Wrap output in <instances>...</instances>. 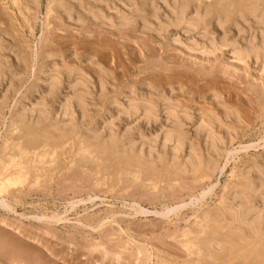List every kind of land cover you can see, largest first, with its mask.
Returning a JSON list of instances; mask_svg holds the SVG:
<instances>
[{
	"label": "rangeland",
	"instance_id": "rangeland-1",
	"mask_svg": "<svg viewBox=\"0 0 264 264\" xmlns=\"http://www.w3.org/2000/svg\"><path fill=\"white\" fill-rule=\"evenodd\" d=\"M184 1L0 0V172L28 176L0 194V264H264V231L234 211L247 171H264L262 61L244 66L232 45L201 52L203 29L169 13L207 12L209 37L259 47L264 0ZM42 103L52 111L39 121ZM176 124L206 156V133L221 135L215 172L171 164L174 142L162 153Z\"/></svg>",
	"mask_w": 264,
	"mask_h": 264
},
{
	"label": "bare ground",
	"instance_id": "bare-ground-1",
	"mask_svg": "<svg viewBox=\"0 0 264 264\" xmlns=\"http://www.w3.org/2000/svg\"><path fill=\"white\" fill-rule=\"evenodd\" d=\"M177 1V0H176ZM184 1V0H183ZM215 1V0H214ZM232 1V0H231ZM244 1V0H243ZM250 1V0H249ZM185 2V1H184ZM247 2V1H246ZM254 2V1H253ZM240 3V2H239ZM257 3V2H256ZM144 4V3H143ZM184 4V3H183ZM191 4H192V2H191ZM244 5H245V3H243ZM177 5V4H176ZM197 5V4H196ZM243 5V6H244ZM247 3H246V6L245 7H247ZM253 5V4H252ZM255 5V4H254ZM188 6V5H187ZM198 6H199V4H198ZM197 6V7H198ZM227 6V5H226ZM237 6V5H236ZM191 7V6H190ZM242 7V6H241ZM171 8V7H170ZM224 8V7H223ZM227 8V7H226ZM240 8V7H239ZM244 8V7H243ZM195 9V8H194ZM206 9H209V8H206ZM227 9H229V8H227ZM233 9V8H232ZM196 10V9H195ZM194 10V11H195ZM226 10V9H225ZM242 10V9H241ZM240 10V11H241ZM255 10V9H254ZM172 12H169V13H172L171 15L174 17V19H175V21L174 22H176L177 23V25L178 26H180V24L182 25L183 23H184V25L186 24L187 26H188V29H190V28H192V30H195V29H203L202 31H203V34H202V36L204 37V38H206L207 39V42H208V44L205 46H203L201 49H199V50H201V52H209L210 54L213 52L214 53V51H216V50H218L219 48L220 49H223V48H227V47H230L231 48V45H232V48H233V53L235 54V56L237 57V59H239L240 61L242 60V62H243V64H244V66L245 65H248L249 64V61L252 59V58H254V61H262V69H263V72H264V46L263 45H261V46H259V47H256L253 43H251V42H253L252 41V39H251V42H249V45H247L245 48L244 47H242L241 45H239V43L237 42V40H235L236 39V37L233 39V41L232 42H228V36L226 35V34H222V35H224L222 38L221 37H218V38H221V40H220V43L218 42V40H216L215 39V35L214 36H211V34H210V37L208 36V33H209V31H208V24H210V21H208L210 18H208V20H207V15L206 14H208L207 12H206V14L204 13V14H199L200 12V10H197L196 11V13H195V15H190V18H188V19H186V13H187V9H186V7H184V6H181V8H179V9H177V7H176V9H173V10H171ZM214 11V10H213ZM215 11H216V9H215ZM218 11H219V8H218ZM227 11V10H226ZM229 11V10H228ZM239 11V10H238ZM217 12V11H216ZM222 12V11H221ZM230 12H232V11H230ZM210 13V12H209ZM215 13V12H214ZM219 13V12H218ZM225 14H226V12H224ZM234 13V12H233ZM241 13V12H240ZM262 13H264V12H262ZM212 14V13H211ZM216 14V13H215ZM221 14V13H220ZM224 14V15H225ZM231 14V13H230ZM213 15V14H212ZM223 15V16H224ZM214 16H216V15H214ZM221 16V15H220ZM219 16V18L221 19V17ZM227 16V15H226ZM232 16V15H231ZM260 16V15H259ZM211 17V16H210ZM245 17V16H244ZM251 17V16H250ZM264 17V16H263ZM172 18V17H171ZM216 18H218V16L216 17ZM231 18V17H230ZM254 18H257L256 17V15H255V17ZM219 19V20H220ZM224 19H227V18H224ZM243 20H245L244 18H242ZM242 19H241V22H242ZM259 19H262V17L260 18H258V20ZM188 20V21H187ZM218 20V21H219ZM236 20V19H235ZM240 20V19H239ZM255 20V19H254ZM264 20V19H263ZM217 21V20H216ZM227 21H229V19H227ZM238 22V21H237ZM259 22V21H258ZM257 22V23H258ZM176 23H175V25H176ZM243 23V22H242ZM246 23V22H245ZM260 23H263V25H264V22H260ZM260 23H259V25L258 26H260ZM172 24V23H171ZM185 25V26H186ZM223 25V24H222ZM183 26V25H182ZM186 26V27H187ZM210 26V25H209ZM221 26V25H220ZM260 28V27H259ZM264 28V27H263ZM224 29V28H223ZM223 29H222V31H223ZM229 29V28H228ZM264 30V29H263ZM201 31V32H202ZM241 31V30H240ZM190 32V31H189ZM188 32V33H189ZM194 32V31H193ZM224 32V31H223ZM239 32V31H238ZM191 33V32H190ZM243 34H245V32H242ZM241 33V34H242ZM260 33L262 34L263 32H261L260 31ZM238 34V33H237ZM240 34V35H241ZM229 35V34H228ZM260 35V34H259ZM201 36V35H200ZM264 36V35H263ZM262 36V37H263ZM262 37H260V38H262ZM237 38H238V36H237ZM263 39V38H262ZM249 40V39H248ZM192 41V40H191ZM217 41V42H216ZM241 42V41H240ZM243 42V41H242ZM193 43V45H194V43H196V42H192ZM219 43V44H218ZM263 42H261V44H262ZM1 45V44H0ZM196 46H194L196 49L197 48H200V47H197V44H195ZM202 45V44H201ZM219 45V46H218ZM186 46V45H185ZM187 46H190V45H187ZM192 46V45H191ZM1 47V46H0ZM4 49V48H3ZM219 49V50H220ZM0 50L2 51V48H0ZM197 51V50H196ZM221 52V51H220ZM1 53H3V52H1ZM208 53V54H209ZM209 54V55H210ZM213 55V54H212ZM216 56V55H215ZM3 57V56H2ZM5 59V58H4ZM236 59V60H237ZM0 61H2L1 59H0ZM3 62V61H2ZM5 62V61H4ZM1 63V62H0ZM6 63V62H5ZM254 63H256V62H254ZM2 64V63H1ZM7 64V63H6ZM3 65V64H2ZM5 66V65H4ZM0 68H2L1 66H0ZM3 70L5 71L6 69H5V67L3 68ZM1 69H0V76H1ZM261 71V70H260ZM3 74V73H2ZM261 75H263V74H261ZM5 76V75H4ZM4 78V77H3ZM1 80V79H0ZM52 82H54V81H52ZM83 83H85V82H83ZM55 87H57V85L55 86ZM52 88H54V87H52ZM56 89V88H55ZM53 91H55V90H53ZM87 91V90H86ZM83 93V92H82ZM89 93V92H88ZM55 94H56V92H55ZM82 97V95L80 96V98ZM44 99V98H43ZM74 99V98H73ZM83 99V98H82ZM85 99H87V98H85ZM44 101V100H43ZM141 101V100H140ZM145 101V100H144ZM147 101H148V99H147ZM42 102V101H41ZM135 102H138V100L137 101H135ZM79 103V102H78ZM138 103H140V102H138ZM146 102H144V104H145ZM48 104V103H47ZM140 104H143V101H141V103ZM144 104L143 105H139L138 104V106H139V108L140 107H145V114L144 115H146V116H144L146 119L147 118H149V119H152V117H155L156 116V111H155V105H153L152 104V102H150L149 101V103L147 102V104H145V106H144ZM155 104V103H154ZM39 105V104H38ZM41 106L38 108V110H36V111H39V118L40 119H42V120H40L39 119V121H43L44 119L43 118H45L48 114H49V112L50 111H52V110H50L49 112H48V110H47V106L45 105V103H42V104H40ZM66 105H68V102L66 103ZM66 105H64V106H66ZM70 105V104H69ZM158 105V104H157ZM61 106V105H60ZM84 106V105H83ZM138 106H137V104H136V107H133V110H134V113H138L137 112V110H138ZM155 106V107H154ZM79 107H80V105H79ZM88 107V106H87ZM61 108V107H60ZM53 109V108H52ZM71 109H72V107H71V105L70 106H67L66 108H64V110L63 111H65V115L67 114V115H69V114H72V111H71ZM81 109H82V107H81ZM88 110V109H87ZM85 108H83L82 109V112H81V114H82V117H83V119L85 120H87V118L89 117V115L90 114H88V111H87ZM132 110V111H133ZM169 110V109H168ZM35 111V110H34ZM136 111V112H135ZM171 111H173V109L171 110ZM131 112V111H130ZM230 112V111H229ZM233 111H231V113H232ZM235 112V111H234ZM38 113V112H37ZM59 113V112H58ZM129 113V112H128ZM132 113V112H131ZM230 113V114H231ZM237 113V112H236ZM22 114V113H21ZM33 114H35V113H33ZM63 114V115H64ZM230 114H227V115H230ZM235 114V113H234ZM25 115V114H24ZM74 117H75V115L74 114H72ZM231 115H233V114H231ZM23 116V115H22ZM21 116V117H22ZM50 115H48V117H49ZM70 116V115H69ZM72 116V119L74 118ZM182 116V115H181ZM234 116V115H233ZM235 116H237V114L235 115ZM24 117V116H23ZM157 117V116H156ZM184 116H182V118H183ZM227 117V116H226ZM230 116H228V118H229ZM27 118V117H26ZM47 118V117H46ZM45 118V119H46ZM186 118V117H185ZM188 118V117H187ZM18 119V118H17ZM29 119H30V117H29ZM48 119V118H47ZM70 119V118H69ZM81 119V118H80ZM89 119V118H88ZM149 119H147V121L149 120ZM180 119V118H179ZM152 120H157V119H152ZM187 120V119H186ZM20 121V120H19ZM73 121V120H72ZM75 121V120H74ZM149 121H151V120H149ZM179 121H181V120H179ZM188 121V120H187ZM111 122V121H110ZM110 122L109 123H106V124H110ZM113 122V121H112ZM153 122V121H152ZM156 122V121H155ZM28 123V122H27ZM36 123V122H35ZM42 123V122H41ZM176 123V122H175ZM180 124H182V126H183V123H181V122H179ZM66 124V123H65ZM68 125H69V123H67ZM72 124V123H71ZM74 124H75V122H74ZM180 124H176V125H174L173 126V129H169V131H167V132H164V135H163V140H164V142H163V147L161 148L162 150V153L164 152L165 154H166V148L165 147H167L168 146V144L169 143H172V142H174V148H172V152H171V157H170V160H171V164H172V162L173 163H175V165L177 166V164H180L181 165V163H185V165H190L191 166V168L192 167H194V169L196 168L197 169V167L199 168V167H201V165L203 164L204 165V163L210 168V170L212 169V171L213 170H215L216 171V169L217 168H219L218 166H219V162L217 161V160H215L214 159V157L213 156H220L222 153L220 152V149H222V145L225 143V142H223V140L221 139V135L219 136L218 134V136L216 135H214L213 134V132H211V133H209V135H208V133H206V137L208 136V138H209V144H210V148H211V152L209 153V154H207V156L201 151V149H200V145H199V143H198V141H196L195 142V140H196V137H195V139H194V141L193 140H191V141H188V137L189 136H187V134H186V132H185V130L183 129V127H181V125ZM204 123H202V125L198 128V126H197V132L198 133H200V132H203L204 131V129H205V127H207L206 125H203ZM206 124V123H205ZM113 125H116V124H113ZM63 126H65V125H63ZM70 126V125H69ZM211 126V125H210ZM210 126H209V128H207V129H210ZM75 127V126H74ZM112 129H110V128ZM109 127H107V128H109V132L107 131V133H109L108 134V137H109V139L113 142V141H117L118 139H117V134L118 133H116V131H117V129L118 128H116V131H114L113 130V127H112V125L110 124V126ZM195 127V126H194ZM105 128H106V126H105ZM104 128V129H105ZM115 128V127H114ZM130 128L131 127H129L128 129H125L124 131H125V134H122V136H119L120 138H122L123 136H126V133L128 134L129 133V131H130ZM69 130V129H68ZM67 130V131H68ZM111 130V131H110ZM228 131V130H227ZM230 131V130H229ZM27 132V131H26ZM69 132V131H68ZM131 132H133V131H131ZM196 132V131H195ZM205 132V131H204ZM88 133H89V131H88ZM93 134V133H92ZM91 134V135H92ZM99 134V133H98ZM134 134V133H133ZM203 134V133H202ZM195 135H197V134H195ZM198 136V135H197ZM202 136V135H201ZM223 136V135H222ZM158 137H159V135H157V136H155L154 135V138L151 136V141L154 143L155 142V139L157 140L158 139ZM145 139H146V137H144ZM153 138V139H152ZM23 139V138H22ZM117 139V140H116ZM123 139V138H122ZM125 139V138H124ZM140 139H141V137H140ZM149 139V138H148ZM192 139V138H191ZM200 139V138H199ZM198 139V140H199ZM46 140V139H45ZM51 140V139H50ZM143 140V139H142ZM162 140V141H163ZM221 140H222V142H221ZM127 141V140H126ZM135 141V140H134ZM203 141V140H202ZM208 141V140H207ZM231 141V140H230ZM15 142V141H14ZM53 142V141H52ZM121 142V141H120ZM146 142H148V140H146ZM152 142H150V144H152L153 145V143ZM204 142H205V139H204ZM11 143V142H10ZM25 143V142H24ZM50 143V142H49ZM119 143V142H118ZM127 143V142H126ZM156 143V142H155ZM201 143V142H200ZM8 144V143H7ZM18 144V143H17ZM53 144V143H52ZM124 144V143H123ZM130 144H131V142H130ZM141 144V143H140ZM142 144H144V141L142 142ZM149 144V145H150ZM162 144V143H161ZM204 144V143H203ZM29 145V144H28ZM135 144L133 143V145L132 146H134ZM148 144H147V146H149ZM158 145V144H157ZM205 145V144H204ZM207 145V144H206ZM143 146V145H142ZM203 146V145H202ZM201 146V147H202ZM225 146V145H224ZM251 146H254V145H246V146H244V147H251ZM98 147V146H97ZM135 147V146H134ZM152 147V146H151ZM154 147V146H153ZM173 147V146H172ZM187 147V149H189L188 150V152H187V154H186V158H185V160L184 161H182L181 160V155H182V153L186 150L185 148ZM132 148V147H131ZM204 148H205V146H204ZM228 148V147H227ZM101 149V148H100ZM152 150L151 152H153V151H155L154 149H152V148H149V150ZM156 149V148H155ZM104 150V149H103ZM160 150V149H159ZM225 150V149H224ZM116 151V150H115ZM169 151V150H168ZM209 151V150H208ZM87 152V151H86ZM205 152V151H204ZM225 152H226V155H230V151L227 149V150H225ZM49 153V152H48ZM56 153V152H55ZM150 153V152H149ZM221 153V154H220ZM153 153H150V155H152ZM51 155V154H50ZM85 155V154H84ZM87 155H89L90 156V154H87ZM162 156V155H161ZM166 156V155H165ZM113 157V156H112ZM165 158V157H164ZM217 158H219V157H217ZM50 160V159H49ZM27 161V160H26ZM15 162V161H14ZM53 162V161H52ZM125 162V161H124ZM184 163H183V165H184ZM47 164H48V162H47ZM50 164V163H49ZM256 165H258V164H256ZM125 166V165H124ZM254 166H255V164H254ZM261 166V165H260ZM259 166V167H260ZM182 167V166H181ZM23 168H25V166L23 167ZM27 168V167H26ZM205 168H207L206 166H205ZM208 168V169H209ZM247 168V167H246ZM249 168H250V165H249ZM253 168V167H252ZM34 169V168H33ZM4 170V169H3ZM11 170V169H10ZM207 170V169H206ZM1 171V170H0ZM15 171V170H14ZM13 171V172H14ZM17 171V170H16ZM123 171V170H122ZM202 171V170H201ZM215 171H213V172H215ZM7 172V171H6ZM5 172V173H6ZM18 172H19V170H18ZM27 172V171H26ZM199 172V171H198ZM211 172V171H210ZM23 173L24 172H19L18 174H14V173H11L10 175H5L4 173H1L0 172V194H3V193H5L6 191H7V189H9V187L10 186H12L13 187V185H17V184H20L21 183V185H22V183L24 182V180H25V178H26V176H27V173H24L26 176H24L23 175ZM205 173V172H204ZM212 173V172H211ZM32 174V173H31ZM242 174V173H241ZM29 175V174H28ZM244 175V174H243ZM2 176V177H1ZM201 176V175H200ZM28 177V176H27ZM197 177V176H196ZM242 177V176H241ZM246 177L248 178V177H254L253 179H251V181L248 183V184H246L245 186H243V188H241L239 191L240 192H238L239 193V195H237L236 196V198H238L239 200H238V206H236L237 208H235V207H233V208H235L234 209V211H236V213H237V215H238V217H241V219H244L245 221H248L249 222V225H251V228L252 229H254V230H256V231H264V171L263 170H261V168L259 169L258 167H256V168H254V169H249L248 171H247V173H246ZM246 177H244V178H246ZM35 178V177H34ZM255 179H257V180H255ZM241 180V179H240ZM27 181V180H26ZM244 183V182H243ZM241 185V184H240ZM237 186V185H236ZM239 186V185H238ZM237 186V187H238ZM235 187V186H234ZM11 188V187H10ZM235 189V188H234ZM238 189V188H237ZM20 191V190H19ZM234 192V191H233ZM10 194V193H9ZM237 194V193H236ZM233 195H235L234 193H233ZM232 195V196H233ZM231 196V197H232ZM259 196H261L260 198H261V200L263 201L262 202V204H260L261 205V208H259L258 207V205H257V200H258V197ZM2 197H0V199H1ZM235 198H233V200H234ZM3 201V200H2ZM1 201V202H2ZM223 201V200H222ZM1 202H0V204H1ZM224 202V201H223ZM4 203V202H3ZM224 203H226V202H224ZM231 203V202H230ZM233 203V202H232ZM6 204V203H5ZM229 204V203H228ZM234 204V203H233ZM2 205V204H1ZM231 205V204H230ZM229 205V206H230ZM259 205V206H260ZM3 206V205H2ZM6 206V205H5ZM6 208V207H5ZM140 209V208H139ZM177 209V208H176ZM169 210H171V209H168V211ZM139 212V211H138ZM141 212H143V213H145V211H140V213ZM147 212H149L148 210L146 211V213ZM169 213V212H168ZM160 214V213H159ZM61 215V214H60ZM47 217V216H46ZM39 219V218H38ZM62 219V218H61ZM206 219V218H205ZM210 219V218H209ZM55 220V219H54ZM59 220V219H58ZM4 221V220H3ZM2 221V219H0V223H2L3 222ZM57 221V220H56ZM247 222V223H248ZM102 223V222H101ZM246 223V224H247ZM4 224V223H3ZM208 225V224H207ZM212 225V224H211ZM219 225V224H218ZM216 227V226H215ZM220 228V227H219ZM251 230V229H250ZM55 231V230H54ZM193 234V233H192ZM223 234V233H222ZM253 234V233H252ZM173 235V234H172ZM202 236V235H201ZM223 236V235H222ZM234 236V235H233ZM261 236V235H260ZM263 236V235H262ZM226 236H223L222 238H225ZM229 237V236H228ZM258 237V236H257ZM256 237V239H258ZM239 238H241L240 236H239ZM250 238H252V237H250ZM227 239V238H226ZM248 239V238H247ZM254 239V238H253ZM263 239V238H262ZM185 240V239H184ZM189 240V239H188ZM212 240V239H211ZM214 240V239H213ZM232 240V239H231ZM235 240V239H234ZM191 241V240H190ZM206 241V240H205ZM208 241V240H207ZM212 242V241H211ZM248 242V241H247ZM254 242V241H253ZM260 242H262L261 241V239H260ZM258 243V242H255V244H261V243ZM196 243V242H195ZM195 243H193V244H195ZM209 243V242H208ZM249 243V242H248ZM207 244V243H206ZM213 244V243H212ZM247 244V243H246ZM257 244V245H258ZM87 245V244H86ZM93 245V244H92ZM221 245V244H220ZM243 245H245V243L243 244ZM242 245V247H246V246H243ZM249 245V244H248ZM263 245V244H262ZM261 245V246H262ZM195 246V245H194ZM264 246V245H263ZM247 247H249V246H247ZM222 248V247H221ZM212 249V248H211ZM210 249V250H211ZM241 249V248H240ZM262 249V248H261ZM261 249H259V250H261ZM213 251V250H212ZM245 251V249H243V252ZM264 251V250H263ZM192 252V251H191ZM201 253V252H200ZM240 253V252H239ZM260 253V252H259ZM263 253V252H262ZM261 253V254H262ZM258 254V253H257ZM256 254V255H257ZM239 255V254H238ZM259 255V254H258ZM202 256V255H201ZM243 257H244V255H243ZM250 257H252V256H250ZM255 258V257H254ZM247 259H249V258H247ZM264 259V258H263ZM213 260H214V258H213ZM216 260H219V259H216ZM226 260V259H225ZM252 260V259H251ZM251 260H250V262H251ZM221 261V260H220ZM249 262V261H248ZM218 263V262H217ZM238 264V263H237Z\"/></svg>",
	"mask_w": 264,
	"mask_h": 264
}]
</instances>
